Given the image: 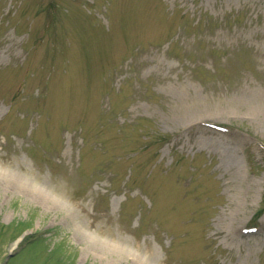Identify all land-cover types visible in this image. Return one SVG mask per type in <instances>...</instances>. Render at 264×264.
Returning <instances> with one entry per match:
<instances>
[{"label":"rangeland","instance_id":"obj_1","mask_svg":"<svg viewBox=\"0 0 264 264\" xmlns=\"http://www.w3.org/2000/svg\"><path fill=\"white\" fill-rule=\"evenodd\" d=\"M0 264H264V0H0Z\"/></svg>","mask_w":264,"mask_h":264},{"label":"trees","instance_id":"obj_2","mask_svg":"<svg viewBox=\"0 0 264 264\" xmlns=\"http://www.w3.org/2000/svg\"><path fill=\"white\" fill-rule=\"evenodd\" d=\"M29 239H30V238H29ZM29 239H28V240H29ZM32 241H33V243H34L35 241H37V238H36V239H34V240H32Z\"/></svg>","mask_w":264,"mask_h":264}]
</instances>
